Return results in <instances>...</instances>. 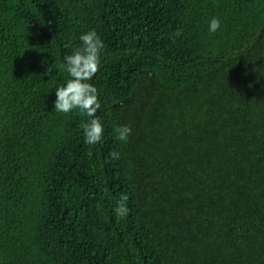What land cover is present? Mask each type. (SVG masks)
<instances>
[{
	"label": "trees",
	"instance_id": "1",
	"mask_svg": "<svg viewBox=\"0 0 264 264\" xmlns=\"http://www.w3.org/2000/svg\"><path fill=\"white\" fill-rule=\"evenodd\" d=\"M92 29L90 153L54 102ZM0 264H264V0H0Z\"/></svg>",
	"mask_w": 264,
	"mask_h": 264
},
{
	"label": "clouds",
	"instance_id": "2",
	"mask_svg": "<svg viewBox=\"0 0 264 264\" xmlns=\"http://www.w3.org/2000/svg\"><path fill=\"white\" fill-rule=\"evenodd\" d=\"M221 29L219 17H213L208 23V32L214 34ZM176 37L182 35L180 31L174 34ZM80 44L75 47L72 54L66 55L60 64V69L66 73V82L55 90V111L63 114H71L79 110V114L86 117L83 125L84 143L89 145V152L102 144L105 134V125L97 113L104 107L101 92L96 87L94 79L103 67L101 59L105 49V41L95 30L84 32L79 36ZM112 135L116 143L127 145L131 132L127 127L113 126ZM120 160L117 152H109L104 159V164L110 161ZM130 196L122 194L114 201L113 214L119 219H125L131 214L128 205ZM99 207V206H98Z\"/></svg>",
	"mask_w": 264,
	"mask_h": 264
}]
</instances>
